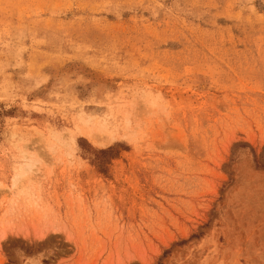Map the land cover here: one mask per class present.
Returning <instances> with one entry per match:
<instances>
[{
  "label": "rangeland",
  "instance_id": "rangeland-1",
  "mask_svg": "<svg viewBox=\"0 0 264 264\" xmlns=\"http://www.w3.org/2000/svg\"><path fill=\"white\" fill-rule=\"evenodd\" d=\"M0 264H264V0H0Z\"/></svg>",
  "mask_w": 264,
  "mask_h": 264
},
{
  "label": "bare ground",
  "instance_id": "bare-ground-1",
  "mask_svg": "<svg viewBox=\"0 0 264 264\" xmlns=\"http://www.w3.org/2000/svg\"><path fill=\"white\" fill-rule=\"evenodd\" d=\"M89 137L92 139L93 142H95L96 144H102V140L101 139H97V137H94L93 135H89Z\"/></svg>",
  "mask_w": 264,
  "mask_h": 264
}]
</instances>
